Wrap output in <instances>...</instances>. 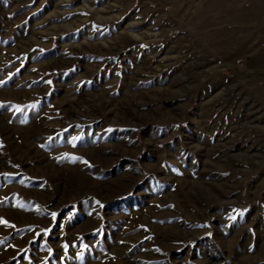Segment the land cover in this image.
<instances>
[{
    "label": "rangeland",
    "instance_id": "1",
    "mask_svg": "<svg viewBox=\"0 0 264 264\" xmlns=\"http://www.w3.org/2000/svg\"><path fill=\"white\" fill-rule=\"evenodd\" d=\"M0 264H264V0H0Z\"/></svg>",
    "mask_w": 264,
    "mask_h": 264
},
{
    "label": "snow or ice",
    "instance_id": "2",
    "mask_svg": "<svg viewBox=\"0 0 264 264\" xmlns=\"http://www.w3.org/2000/svg\"><path fill=\"white\" fill-rule=\"evenodd\" d=\"M0 223H7L6 221H3V219L2 218H0Z\"/></svg>",
    "mask_w": 264,
    "mask_h": 264
}]
</instances>
